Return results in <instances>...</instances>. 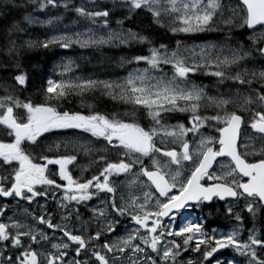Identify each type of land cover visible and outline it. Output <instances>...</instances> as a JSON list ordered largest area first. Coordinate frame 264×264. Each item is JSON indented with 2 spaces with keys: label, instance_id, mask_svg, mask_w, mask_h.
<instances>
[{
  "label": "snow or ice",
  "instance_id": "1",
  "mask_svg": "<svg viewBox=\"0 0 264 264\" xmlns=\"http://www.w3.org/2000/svg\"><path fill=\"white\" fill-rule=\"evenodd\" d=\"M31 2L37 4L39 10H45L49 6L69 8L68 0ZM120 4L127 7L129 13L146 10L155 23H161L168 17L174 21L171 27L173 33L204 31L215 22L217 13L222 9L221 0H206V3L203 0H191V3L187 0H120ZM240 4L246 9L244 23L249 29L254 25L264 24V0H240ZM73 10L93 25L99 24L104 29H109L106 36L96 38L93 33L86 39H81L84 33H75L74 36L61 34L39 42V46L48 48L58 45L67 49L72 44L88 47L112 43L125 46L132 42L150 43L146 36L131 29L125 30L123 19L116 21L120 26L119 30H111V13L107 7L89 10L80 5ZM236 14L238 13L234 11V15ZM130 18L131 15L126 17ZM25 20L33 22L29 16H25ZM222 22L231 25L232 19L222 17ZM25 43L28 47L34 46L32 41ZM176 43V49L171 52L167 45L161 44L158 48L150 47L148 55L132 57L128 63L143 61L148 68L129 73L120 84L90 79L54 81L49 78L47 87L43 89L48 100H60L71 92L83 93L94 86L103 85L105 94L111 95L112 99L142 106L146 110L147 116L153 121V127L146 131L135 122L128 123L115 116L107 118L99 113L84 116L58 111L56 106L48 103L22 102L16 95L17 86L23 88L26 85L27 75L16 62L18 47L15 41H8V46L3 50L5 59L0 60V73L15 69L16 74L10 75V78L0 76V90L4 93L0 96V125H4L7 134L14 139L10 143L0 142V198H19L31 204L37 197L47 198L51 194L55 198L56 191L53 189H63L62 197L56 200L63 223H54L53 213L48 212L42 204L39 205V214L25 210L23 219L10 217V223L0 222V248L3 249L0 251V264H211L215 259L214 254L227 247L246 256L247 264H264V258L257 253L258 248L264 249V240L257 238L255 229H250L248 239L241 241L237 239L238 229L217 237L215 234L205 233L198 223H184L179 228L163 223L164 218L185 208L189 202L199 206L213 198L220 201L231 198L237 203L243 201L245 210L253 215L257 207L264 206V143L257 150L253 145L241 142L245 135L242 128L244 118L236 110H227L229 105L234 104L243 112H251L252 118L248 126L259 134L260 141H264V65L259 68L255 65L248 66L255 55L264 59V36H253L249 49L242 45L221 47L215 56L207 50L215 47L214 45L200 47L199 60L195 59L194 50H182L180 41ZM189 51L193 58L191 64L183 54ZM161 64H170L174 69V76L171 80L151 83L150 80L154 78L148 76L149 71ZM64 68L67 71L69 64H64ZM205 68H214V71L206 74L216 77L220 84L231 81L232 88L219 96L207 97L202 88L187 84L189 73ZM205 100L206 106L214 105L217 110H223V114L217 111L214 115L202 116L199 109L201 101ZM178 101L185 102V107H180ZM14 108L25 111L14 115ZM172 111L190 112L188 124L191 127H186L183 123L162 125L161 114ZM204 126L214 127L219 134L218 139L211 135L201 136L195 146L190 145L186 139L188 134L199 135V130ZM66 129H79L90 132L93 137L103 138L111 149L118 152L123 149L120 154L128 157L127 161L120 159L119 162H106L97 175L81 182L79 178L74 179L66 169L76 156L65 155L55 159L46 155L33 157L22 146L23 142L39 146V138L44 133ZM160 130H163L165 136L179 142V150H162L155 146L153 137ZM248 139L254 138L249 135ZM217 143L218 148L215 147ZM131 153H139L140 156L161 153L170 160L161 164L151 158L154 170H149L143 166L139 157L131 158ZM249 155H259L260 158L256 162H249ZM218 157H228L231 161L230 165H223L220 172L213 169ZM36 159L46 163L34 162ZM182 162L191 164L190 172L186 175L181 173ZM52 164L59 165V177L66 181L65 184H58L47 174L48 165ZM137 165L139 173L150 181L158 195L145 192L142 202L134 194L127 197L121 195L117 202L118 189L111 184L110 175L129 173ZM171 165L177 166L175 172L170 170ZM205 179L210 183H202ZM138 183L143 182L138 178L130 180L129 188ZM36 186L50 187L40 190ZM98 193L111 195L107 200L101 201L100 206L91 207V216L88 220H83L79 207L72 205L88 202ZM153 198L154 203L151 202ZM6 207L7 205L0 206V214L5 212ZM226 212L234 215L237 222H241V216L234 213L231 204L226 206ZM73 216L75 223H71ZM122 217H128L134 227L126 230L123 235L116 236ZM39 225L46 226L53 233H62V237L50 236ZM108 236L114 239L105 238L103 244H99L102 237ZM64 237L67 238L66 241ZM176 238H180L182 243ZM189 251L197 254L200 259L194 261L189 257L186 262L183 261L182 253ZM13 252L16 254L12 255ZM70 253L74 254L70 256ZM82 256L86 258L81 260ZM216 264L221 262L217 261Z\"/></svg>",
  "mask_w": 264,
  "mask_h": 264
},
{
  "label": "trees",
  "instance_id": "2",
  "mask_svg": "<svg viewBox=\"0 0 264 264\" xmlns=\"http://www.w3.org/2000/svg\"><path fill=\"white\" fill-rule=\"evenodd\" d=\"M81 1L83 0H71L70 3L73 6L76 4L77 6H79V4H81ZM112 2V0L103 3L101 0H96L95 2V4H102L101 9L103 7H107V9L110 11V27L116 26V21L118 19H123L124 28L131 29L134 32L146 36L150 43L141 44L139 42H132L128 46L124 45L116 47V45H111L108 47H100V49L94 48L95 50L91 52L97 54L93 55L92 60L101 69H107L112 72L113 69H117L120 65L125 63L126 61L124 60H128L137 55H148L150 47L158 48L161 44L167 45L169 52H171L172 50L176 49V42L178 40L180 41L181 47H186L198 43H206L211 40L217 41L219 39L232 41V38L230 36L231 33H228L229 30L225 29V27H229L230 29L233 24L240 25L242 27L235 28V30L241 31V33H238L241 34L240 36H238V38L242 42V46L245 49H249L251 45L252 34L248 30H246L244 26H242L245 11L238 0H221L222 9L217 13L215 22L212 23L206 30L198 31L194 34H180L177 32L173 33L171 31L172 24L169 23V21L166 22L163 19L161 23H155L153 22L151 14L146 10L140 9L135 10V12L133 13H129L127 7L120 4V0H117V5H113ZM3 3L8 4L2 5ZM27 7H29V9L31 10V16L29 17L33 20L32 23H26L28 21H26L25 17L23 16L28 10ZM56 10L59 11L60 9ZM47 11H51L50 6L45 9V12ZM234 11L238 14L234 15ZM38 14H40L38 5L33 4L31 0H0V60L5 59V57L3 56V50L6 46H8V41H14L13 35L11 36V33L17 29V26H19L23 30L20 23H23V25H30L28 29H31L33 31L34 29L36 31L43 29V33H46L49 30L48 27H41L44 23L41 18L38 17ZM129 15H131V18L126 19V17H128ZM72 16L75 17L74 14L68 12L65 17V21L71 19ZM222 17L231 18L232 24L225 25L222 22ZM87 21L88 20L83 19L79 20L78 22L83 23ZM262 29H264V27L259 28L258 31ZM261 36H264V31H262L260 34L255 35V37L257 38ZM26 41L27 40L23 41L21 39L18 42L15 41L18 47L16 62L19 64L20 70L27 75L25 88L20 94L22 98L26 99L28 96L29 99H26L27 101L31 100V102L35 104L48 103L51 105H56L58 109H60V111H67L69 113L77 111L78 109L74 105H80L81 103L83 105L79 108H84L86 110L85 112L87 113H102L110 109L113 110L114 107H111V105L119 104V101L112 100L111 98L105 96L103 93H96L93 90L85 91L83 93L74 91L60 100H48L46 94L43 91V89L47 86L45 79L51 78L54 81H72L73 79L69 78V76L72 75V73L74 74L75 71H72L70 69V65L68 70H65L64 64H69L70 58H66L62 48H60L58 45H51L48 48H43L39 46V42L43 40L38 39L35 41L34 46L28 47V45L25 43ZM76 47L82 49L84 48L80 45H76ZM37 51L42 52L39 58L28 56L30 54L31 56H33ZM252 51L254 52V48L252 49ZM49 55H51V58H53L52 60H54V63H51V66L49 65V60L47 61V63L45 60L47 56L50 57ZM256 56L259 57L258 55H255L254 57ZM260 62H264V59L260 60ZM162 68L174 70L170 64H163ZM12 70L13 69L6 73H0V75L10 78V75L15 74L14 72H12ZM61 105H71L72 107L70 106L66 108ZM179 106L185 107L183 103H180ZM190 115V112L172 111L162 114V122L181 121L188 124V118ZM202 116L204 115L202 114ZM117 118L123 119L128 123H133L124 117L121 118V116H118ZM141 120L142 119H139V117H137L135 121L140 123ZM152 125V122H149L148 125L140 126L148 131ZM229 222V225L234 223V221H232L230 217L228 218V223ZM243 222L246 228L250 224V221L246 217V215H243ZM223 223V218L217 215V213L213 215L212 220L209 222V224H211L210 226H221ZM263 224L264 218L260 221V226L263 227ZM260 257H262L261 254ZM243 260L244 258H240V260H238L239 264H243ZM234 261L237 262L236 260Z\"/></svg>",
  "mask_w": 264,
  "mask_h": 264
},
{
  "label": "rangeland",
  "instance_id": "3",
  "mask_svg": "<svg viewBox=\"0 0 264 264\" xmlns=\"http://www.w3.org/2000/svg\"><path fill=\"white\" fill-rule=\"evenodd\" d=\"M70 1L71 0H68L69 8H67V9H65L63 7L54 8V10L60 9L59 11L62 12V14L59 17L49 16L48 13L46 14L45 10H41L46 15L47 23L49 25V30L41 36V34L36 33V30L34 29L32 34L36 37V40H38V39L45 40V39L50 38L52 36L61 35V34L74 36L75 33H84V35L81 37V39H86L88 35H92L93 33H94L96 38L106 36L109 29H102V27L99 26V24L93 25L91 23L92 24V27H90L91 29L82 30L80 23L78 21L83 20L84 18L79 17L75 13V11L73 10L74 9L73 5L70 3ZM101 1L103 3L106 1L108 2L109 0H101ZM112 1H113L112 2L113 5L114 4L117 5V3H118L117 0H112ZM95 2H96V0H94V2H93V0H83L80 2L81 4H79V6L84 5L89 10H99L101 8L102 4L101 3L95 4ZM187 2L191 3V0H187ZM203 2L206 3V0H203ZM5 4H8V3H3L2 5H5ZM51 10H53V9H51ZM68 12H71L72 14H74L75 17L72 16L71 19H69L68 21H65L64 16ZM164 20L166 22L169 21V23H172V24L174 23V21L169 19L168 17H165ZM26 23H28V22H26ZM20 24L23 28V31H25V32L27 31L28 27L30 26L28 24H25V25H23V23H20ZM119 28L120 27L110 28V29L111 30H119ZM17 29L22 30L19 26H17ZM262 31H264V29L259 30L258 33L260 34ZM189 33H194V32H189ZM74 45L75 44H72V46L67 48V49L62 48L64 50L63 52H64L66 58H68L70 55H73L74 51L76 50ZM103 45H109V44H103ZM213 45L215 47H209L207 49L208 52L210 54H212L213 56H215L216 52L221 47H225V48L227 47L225 44H222L219 42H208V43H204V44H195V45H190V46H186V47H181V49L183 50L184 48H187L189 50H194L196 53L195 59L199 60L200 47L213 46ZM67 50H70V51H67ZM183 54L186 57H188V63L191 64L192 59H193L192 58V52L189 51V52H186ZM71 60H72L71 64H70L71 69H74L75 72H74V74L70 75L69 78H72L74 81L90 79L93 81H104V82L113 83V84H120L126 80L129 73L136 72L137 70L143 71L144 69L148 68V65L145 62L140 61L139 62V64H141L140 66L137 65L135 69L130 70V71L122 74L121 76L103 75L102 72H100L99 75H96L94 73H92V74L87 73V67L85 65V59H84L83 53L77 52L71 58ZM254 61L259 62V60H256V58ZM253 65H255L257 68H259L264 64L252 63L248 66L251 67ZM162 66H163V64H161L158 68L151 69L149 71L148 76L151 78H154V79L150 80L151 83H155L158 80H171L172 77L174 76V70H168V69L162 68ZM80 67H82V69H79ZM214 70H215L214 68H205V69L198 71V73H204L205 74L204 76H206V75H209L206 73L214 71ZM189 74H191V73H189ZM213 80H214V78L211 80L210 83H203V82H198V81L193 82L187 78V84L190 86L196 85V86L202 88L207 97L219 96L220 94L227 93L232 88V87H229L228 84H226V83L220 84L216 81L214 84ZM93 88H97V87L94 86ZM101 88L103 89V85H101ZM95 92L98 93V91H95ZM0 96H2L1 90H0ZM201 102H203V101H201ZM177 103H178V105H180V103H183L185 105V102H183V101H178ZM231 106L238 109L237 106L234 104L229 105L228 108L229 107L231 108ZM252 107L255 108V106H252ZM24 111L25 110H23L22 108H20V109L14 108V112L19 113V114L24 113ZM218 111H220L221 115L223 114V110H218ZM173 112H179V111H173ZM229 112H231V111H229ZM241 112H243V111H241ZM244 113L246 114V117H247L246 123L249 124V122L252 118V114H251V112H244ZM0 114H2V112H0ZM121 114H124V113L122 112ZM116 116H118V114ZM245 121H246V119H245ZM180 123L185 124L186 127H191L190 124H186V123L181 122V121L180 122L179 121L170 122V123H166V124H162V125L172 126V125H177ZM211 128H213L215 130L214 127H210V129ZM61 131L62 130H54L52 132L43 134L42 138L44 137V138L48 139L49 146L47 145V147L51 146L50 148H52L53 152H55V150L61 151V150L65 149L67 151H70V152H68L69 154H71V151H75V152H83L84 151V158L82 159L83 163L81 164L82 168L80 165H78L80 163H76V162H78L77 159L74 160L75 161L74 166L77 167L80 171L83 170L84 173H85V170H88L91 168L90 162H92L96 168L97 167V164L95 163L96 159L93 157V155L96 156L97 153H96V151L91 150V147H90L91 140H92L91 133L83 131L84 134L80 138L79 137L80 134H78L77 136L75 133H68V132H65L64 134H62ZM66 131H81V130H79V129H66ZM209 132L210 131L207 129V127L205 128V126H204L199 130V135L193 136L191 133H189L188 136L186 137V139L190 142V145H192V146H195L196 141H198L201 138V136L211 135V136H214L218 139V136H215L214 132L211 134H208ZM87 133L89 135L88 139H87ZM244 133H245V135H244V137H242L241 142L253 145L255 147V149L259 150L261 147V144L264 143V141H260L258 139L259 134L254 133L249 128H246ZM249 135H251L254 139L249 140L248 139ZM60 139L63 140V143L60 141ZM79 139H81V140L79 143H77ZM86 139H87V141H86ZM153 142H154L156 147L161 146L164 148H168L166 150L177 148L179 150V142L174 141L172 137L165 136L163 130H160L157 132V134L153 137ZM114 151L117 153V156L115 158L116 162H119L120 159H125L127 161L128 157L121 156V154H120V152H122L123 149H121L120 152H118L116 150H114ZM241 151H243V149H241ZM69 154H67V155H69ZM59 155H62V154H59ZM130 155H131V158H133V159L139 157V159L143 162V166L146 168L149 166H152V159L151 158H155L161 164H165L166 162H168L170 160V158H168V157L161 156V153H150L149 156H140L139 153H131ZM147 161H149V163H147ZM223 165H230V164L227 162H222L217 166L215 171L220 172ZM68 166H71V164H69ZM101 168H103V167H101ZM190 168H191V164L189 162H182V165H181L182 175L188 174L190 172ZM168 170L169 169H165V171H168ZM170 170L175 172L177 170V166L171 165ZM130 173L132 176L128 177V178L126 176L127 173H121L118 175L117 174L110 175V177L115 176V179H114V181L113 180L111 181V184L114 185L118 189V191L116 193V195H117L116 197H117L118 202L120 201L121 195H124L127 197L130 194H134V195L138 196L140 201L142 202L144 200L145 192L153 193L152 190L150 189V187L148 186V184L145 181H143L142 178L140 177L141 174L139 173V165L135 166ZM134 178H138L143 183H138V184L132 186V188L130 189L129 188V181L134 179ZM151 202L154 203V198ZM188 222L196 223V214L190 212L189 210H185V211H183L177 215L170 216L169 218H167V220L165 221L164 224L179 228L184 223H188ZM227 229H228L227 233L224 232L223 228H220V229L214 228L213 230H211V231L208 230L205 233H207L208 235L215 234L217 237H219L222 234L226 235L229 232L233 231L234 229H238L239 235H238L237 239H239V240L241 239V234H240L241 233V226H237L236 224H234L232 226H229ZM251 229H255V235L256 236L259 235L258 233H256L257 232L256 230H258L256 225L251 226ZM176 239L178 242L182 243V240L180 238H176ZM241 241H242V239H241ZM234 251H236V250L234 249ZM189 257H191L194 261H198L200 259V257L197 256V254L192 253L190 251L182 253V260L183 261L186 262ZM217 261H220L221 264H233V263H230L229 258L223 259V257H220V256L215 257V259H213L211 261V264H216Z\"/></svg>",
  "mask_w": 264,
  "mask_h": 264
},
{
  "label": "flooded vegetation",
  "instance_id": "4",
  "mask_svg": "<svg viewBox=\"0 0 264 264\" xmlns=\"http://www.w3.org/2000/svg\"><path fill=\"white\" fill-rule=\"evenodd\" d=\"M229 28V27H228ZM227 27H225V29H228ZM242 28V27H239ZM237 32L238 31H233L231 32L232 35V40L237 42V43H242L238 36H237ZM19 33L15 34V38L14 41L18 42L19 41ZM36 39L34 40L35 43ZM42 52L37 51L33 56L28 55L29 57H36L39 58ZM13 72L15 73V70H13ZM16 74V73H15ZM78 107H80V105H77ZM82 106V105H81ZM14 115H19V113L14 112ZM244 120L246 119L247 122V117L246 115H242ZM249 124L246 123L244 124V130L246 128H249L250 130H252L249 126ZM5 137H9V140L5 141ZM14 139V137L9 136L7 134V130L5 129L4 125H0V142H6V143H10L12 140ZM97 140H95V138L92 139V142L90 145H94L96 143ZM48 144V139L47 138H39V146H33L28 144V142H23V147L25 148L26 151H28L33 157H38L40 155H46L50 158L55 159L52 154L51 151V146L47 147ZM96 145H101V140H98V142L96 143ZM163 150V149H162ZM84 152V151H83ZM81 152V153H83ZM80 153V154H81ZM97 154H99V152L97 151ZM82 155L79 156V161L82 164ZM112 156L111 153H109V160L108 162L112 161ZM260 157H256L253 155H249L247 157V160L249 162H256V160H258ZM34 162L37 163H46V161L43 160H39L36 159ZM222 162H227L229 163L228 159H222V160H218L214 166V170L217 168V166L222 163ZM79 163V162H78ZM230 164V163H229ZM18 167V165H16ZM82 168V166H81ZM66 169L69 171V174L73 176V178H79L81 182H83L84 180L90 179L93 175H97L101 169L99 166H97V169L95 168L94 170H88L86 171V174L82 171H77L75 168H71L68 165L66 166ZM47 174L49 175L50 178H53L56 180V182L58 184H65L66 181H62L60 180L59 177V165H48V169L46 170ZM0 172H2V169H0ZM115 176H111L109 177L110 182L113 180L114 181ZM202 183L204 184H208L210 183V181H208L207 179H205L204 181H202ZM38 189L43 190V187H50V186H36ZM56 191V197L53 198L51 196V194L48 195L47 198L44 197H37L35 198V202L29 204L28 201L26 200H21L19 198L13 199L12 197H8V198H0V206H4L7 205L6 210L3 214H0V222H4V223H10V217L12 218H17V219H23L26 215V212H30V213H35V214H39L40 213V208L39 205H45V208L48 212H52L53 213V222L54 223H63V221H61V214L60 211L57 209V205H56V200L60 199L63 195V189H53ZM92 191H95V189H92ZM111 194H107V193H98L97 196H93V198L88 201V202H84L81 203L80 205H75L73 204L72 207H79L80 210V214L83 220H88V218L91 216V213L89 212V209L93 206H100L101 205V201H105L107 200V197L110 196ZM228 204H231L233 206L234 209V213L238 212V211H244V202L240 201V202H234L231 199H226L225 201H220L218 198H214L212 201H210L208 204L202 202L199 204V206H193V207H189L186 208V210H189L192 213H195L197 216H200L202 218L208 217V216H213L218 212H223L225 214V216H228L229 214L226 212V206ZM257 213L255 214V217H258L261 215H264V210L261 211V207H257ZM176 215V214H173ZM233 216V215H230ZM169 218V217H168ZM167 220V218H165L163 220V223H165V221ZM120 225L117 229L116 232V236H120L123 235L126 230L131 229L134 227V225L132 224V222L130 221V219L128 217H122L120 218ZM71 223H75V217L73 216L72 218V222ZM70 223V226H71ZM40 228H43L45 230V232L47 234H49L50 236L54 235L56 237H62V233H59L58 231L53 233V231L51 229H47L46 226L44 225H39ZM206 225L202 226V229H205ZM114 239V237L108 236V237H102L101 240L99 241V244H103L104 239ZM66 241V237L63 238ZM0 251H3L2 248H0ZM226 251H229V247L226 248ZM224 252L225 256H228V252ZM12 255H15L16 253L13 252L11 253ZM74 254V253H70V256ZM81 260L85 259L86 257L82 256L80 257ZM98 264V262H97Z\"/></svg>",
  "mask_w": 264,
  "mask_h": 264
},
{
  "label": "bare ground",
  "instance_id": "5",
  "mask_svg": "<svg viewBox=\"0 0 264 264\" xmlns=\"http://www.w3.org/2000/svg\"><path fill=\"white\" fill-rule=\"evenodd\" d=\"M75 6H77V4L76 5H74L73 6V8L75 7ZM27 12L23 15L24 17H25V15L26 16H31L30 14V12H31V10L29 9V7H27ZM101 9V8H100ZM37 13V12H36ZM49 14V16H54V17H59L61 14H62V12L61 11H57V10H51V11H47L46 12V14ZM66 15L67 14H65V16L64 17H66ZM80 23V26H81V29L82 30H87V29H91L90 27H92V24H91V21H87V22H83V23H81V22H79ZM117 27H120L119 25H117V23H116V26H112V27H110V28H117ZM239 27H241L240 25H236V24H233L232 26H231V28L229 29H227V30H229L228 31V33L230 32H235V31H238L237 32V36H240L241 34H238V33H241V31L240 30H235V28H239ZM124 28V27H123ZM16 33H19V35H20V37H19V40L21 39V40H27V41H32V42H34V40L36 39V37L32 34L33 33V30H31V29H27V31L25 32V31H23V30H18V29H16L14 32H12L11 33V36L13 35V38H15V34ZM36 33H38V34H40L41 33V35H42V30H37L36 31ZM34 37H33V36ZM231 36V38H232V35H230ZM217 42H219V43H225V40L224 39H219V40H217ZM111 46V45H110ZM100 47H108V46H106V45H97V46H95V49H100ZM31 51V50H30ZM96 51H98V50H96ZM81 53H83V55H84V59H85V65H86V67H87V73H94V74H96V75H99L100 74V72H104V71H107V69H101V68H99L94 62H93V60H92V57H93V55H95V54H97V53H93V52H91V50H89L88 51V49H83V51H80ZM50 57H48L47 56V58L45 59L46 60V63H47V61L49 60V65L51 66V63H54V60H52L53 58H51L52 56L51 55H49ZM48 65V64H47ZM48 65V66H49ZM49 66V67H50ZM47 67V66H46ZM13 70H15V69H13ZM13 70H12V72H13ZM103 90H104V88H103ZM101 92V91H100ZM104 92H105V90H104ZM102 93V92H101ZM81 105H83L82 103L80 104V106ZM65 107H70L71 105H64ZM75 107H77V109L79 108L77 105H74ZM72 107V106H71Z\"/></svg>",
  "mask_w": 264,
  "mask_h": 264
},
{
  "label": "water",
  "instance_id": "6",
  "mask_svg": "<svg viewBox=\"0 0 264 264\" xmlns=\"http://www.w3.org/2000/svg\"><path fill=\"white\" fill-rule=\"evenodd\" d=\"M239 2H240V0H239ZM258 25H264V24H257V25H254L253 28L256 27V26H258ZM246 27H247V29H249L248 26H247V24H246ZM218 158H220V157H218ZM189 204H195V203H193V202H189ZM178 211H179V210H178ZM174 212H177V211H174ZM223 250H224V248H223V249H220V250H219L217 253H215V254H218L219 252H222Z\"/></svg>",
  "mask_w": 264,
  "mask_h": 264
}]
</instances>
